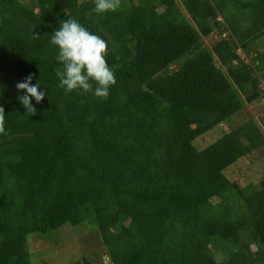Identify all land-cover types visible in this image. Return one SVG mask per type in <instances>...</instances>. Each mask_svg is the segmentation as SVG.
Masks as SVG:
<instances>
[{"label": "trees", "instance_id": "obj_1", "mask_svg": "<svg viewBox=\"0 0 264 264\" xmlns=\"http://www.w3.org/2000/svg\"><path fill=\"white\" fill-rule=\"evenodd\" d=\"M94 3L0 0V264H31L30 235L82 223L108 264H264V176L225 175L264 134L220 128L264 101V0ZM70 18L108 42L106 100L59 87L50 36ZM29 75L47 93L34 115L16 87Z\"/></svg>", "mask_w": 264, "mask_h": 264}, {"label": "clouds", "instance_id": "obj_2", "mask_svg": "<svg viewBox=\"0 0 264 264\" xmlns=\"http://www.w3.org/2000/svg\"><path fill=\"white\" fill-rule=\"evenodd\" d=\"M121 7V0H95L92 12L96 15L115 13ZM33 38H39L34 33ZM50 44L57 48L56 60L60 67L56 71L59 87L67 93H91L96 98L107 99L110 89L116 85L114 70L108 65V42L93 34L75 18L64 20L50 36ZM29 75L16 85L18 100L27 115L35 114L36 104L44 101L47 93L39 81L32 83ZM5 112L0 107V135L5 134Z\"/></svg>", "mask_w": 264, "mask_h": 264}, {"label": "rangeland", "instance_id": "obj_3", "mask_svg": "<svg viewBox=\"0 0 264 264\" xmlns=\"http://www.w3.org/2000/svg\"><path fill=\"white\" fill-rule=\"evenodd\" d=\"M219 38L220 36L214 32L202 41V48L209 51ZM256 46L264 51V42H258ZM240 56L245 59L241 53ZM182 61L183 59L174 65H179ZM246 120L254 121L264 134L261 128V123L264 121V101L245 106L240 116L220 128L229 131ZM218 137L217 132L207 133L198 138L199 140L197 139L194 144L198 149L204 148ZM225 175L244 187L259 182L264 176V146L239 160L225 171ZM85 224L75 227L64 225L44 239L37 234L30 235L26 250L30 255L31 264H108L107 252L97 229L88 228Z\"/></svg>", "mask_w": 264, "mask_h": 264}, {"label": "water", "instance_id": "obj_4", "mask_svg": "<svg viewBox=\"0 0 264 264\" xmlns=\"http://www.w3.org/2000/svg\"><path fill=\"white\" fill-rule=\"evenodd\" d=\"M223 32H227V29L224 28V29H223ZM106 262L108 263V260H107V259H106Z\"/></svg>", "mask_w": 264, "mask_h": 264}]
</instances>
